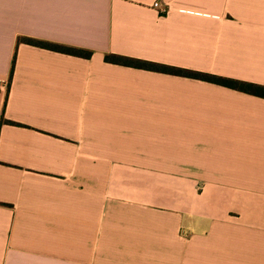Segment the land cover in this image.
<instances>
[{
    "label": "crops",
    "instance_id": "1",
    "mask_svg": "<svg viewBox=\"0 0 264 264\" xmlns=\"http://www.w3.org/2000/svg\"><path fill=\"white\" fill-rule=\"evenodd\" d=\"M107 54L264 85V0H0V264H264V98Z\"/></svg>",
    "mask_w": 264,
    "mask_h": 264
},
{
    "label": "trees",
    "instance_id": "2",
    "mask_svg": "<svg viewBox=\"0 0 264 264\" xmlns=\"http://www.w3.org/2000/svg\"><path fill=\"white\" fill-rule=\"evenodd\" d=\"M23 42L39 48L47 49L50 51L67 54L75 57L88 59L91 56V52L81 48H74L65 45H60L56 43H50L41 40H35L30 38H18L17 44ZM104 61L106 63H111L120 66L132 67L142 70L155 71L160 73H167L170 75L187 77L195 80H200L212 84H216L222 87H226L232 90H236L242 93L253 95L256 97L264 98V85L240 81L232 78H227L223 76L213 75L204 72H197L193 70L171 67L161 64L152 63L145 60H139L135 58L125 57L116 54L104 55ZM14 59L12 60V63Z\"/></svg>",
    "mask_w": 264,
    "mask_h": 264
},
{
    "label": "built area",
    "instance_id": "3",
    "mask_svg": "<svg viewBox=\"0 0 264 264\" xmlns=\"http://www.w3.org/2000/svg\"><path fill=\"white\" fill-rule=\"evenodd\" d=\"M152 8L158 10V12L161 13V14L166 13V9H165V10L160 9V4H159L158 1H154V2L152 3Z\"/></svg>",
    "mask_w": 264,
    "mask_h": 264
}]
</instances>
